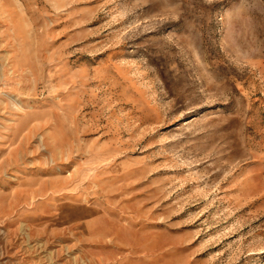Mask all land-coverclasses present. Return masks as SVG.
Returning a JSON list of instances; mask_svg holds the SVG:
<instances>
[{
	"label": "rangeland",
	"instance_id": "obj_1",
	"mask_svg": "<svg viewBox=\"0 0 264 264\" xmlns=\"http://www.w3.org/2000/svg\"><path fill=\"white\" fill-rule=\"evenodd\" d=\"M0 264H264V0H0Z\"/></svg>",
	"mask_w": 264,
	"mask_h": 264
},
{
	"label": "crops",
	"instance_id": "obj_2",
	"mask_svg": "<svg viewBox=\"0 0 264 264\" xmlns=\"http://www.w3.org/2000/svg\"><path fill=\"white\" fill-rule=\"evenodd\" d=\"M74 209H75L74 211H75V213H76V211H77V210H76V209H77V206H75V208H74ZM79 210H80V211H82V212H85V214H87V212H88V213L92 212V210H91V209L84 208V207H82V208H81V207H79Z\"/></svg>",
	"mask_w": 264,
	"mask_h": 264
}]
</instances>
